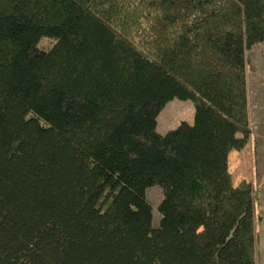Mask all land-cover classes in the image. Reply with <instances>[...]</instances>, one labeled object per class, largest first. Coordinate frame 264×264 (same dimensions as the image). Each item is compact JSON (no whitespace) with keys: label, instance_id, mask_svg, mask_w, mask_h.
<instances>
[{"label":"trees","instance_id":"obj_1","mask_svg":"<svg viewBox=\"0 0 264 264\" xmlns=\"http://www.w3.org/2000/svg\"><path fill=\"white\" fill-rule=\"evenodd\" d=\"M261 41L264 0H0V264H255L229 156Z\"/></svg>","mask_w":264,"mask_h":264},{"label":"rangeland","instance_id":"obj_2","mask_svg":"<svg viewBox=\"0 0 264 264\" xmlns=\"http://www.w3.org/2000/svg\"><path fill=\"white\" fill-rule=\"evenodd\" d=\"M52 43V38L41 37L36 43L29 46L27 54L43 53L52 46ZM245 58L248 125L251 136L242 150L230 153L229 170L233 184L244 180L252 185L255 217V264H264V41L257 42L247 48ZM193 112L191 100L174 98L168 101L159 113L157 129L166 132L176 127L181 121L191 122ZM181 116L186 119H178ZM162 195V188L159 185H153L146 189V198L152 206L154 225L157 224V205Z\"/></svg>","mask_w":264,"mask_h":264},{"label":"crops","instance_id":"obj_3","mask_svg":"<svg viewBox=\"0 0 264 264\" xmlns=\"http://www.w3.org/2000/svg\"><path fill=\"white\" fill-rule=\"evenodd\" d=\"M166 105V104H165ZM171 108H173V107H171ZM171 108H169V109H171ZM183 116H181L180 118H178V119H183V120H185L186 118H182ZM156 128H157V126H156ZM158 130V129H157ZM160 133H164L165 131H163L162 129H160V130H158ZM232 152H234V151H232Z\"/></svg>","mask_w":264,"mask_h":264}]
</instances>
